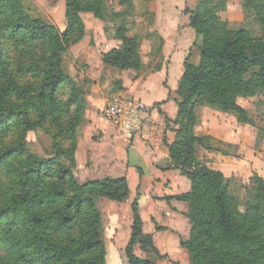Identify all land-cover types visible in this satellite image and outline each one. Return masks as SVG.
I'll return each mask as SVG.
<instances>
[{
  "label": "trees",
  "instance_id": "trees-1",
  "mask_svg": "<svg viewBox=\"0 0 264 264\" xmlns=\"http://www.w3.org/2000/svg\"><path fill=\"white\" fill-rule=\"evenodd\" d=\"M65 0L66 27L33 17L23 0H0V264H107L98 199L120 202L130 189L125 176L78 182L73 170L87 103L84 88L69 75L64 56L85 34L82 13L103 22L117 47L101 55L118 70L144 68L140 41L122 22L132 0ZM227 0H197L189 26L199 42L197 62H183L177 81L176 114L165 117L174 139L167 148V169L189 180V189L172 196L188 204L189 235L179 245L188 264H264V179L254 173L244 187L246 203L230 179L197 157L199 148L214 150L212 137L195 131L196 108L206 106L253 124L239 97L264 98V1L241 0L246 27L230 30L219 12ZM150 72L161 69L163 38L153 34ZM119 90L122 82L114 83ZM158 104V103H157ZM173 127V128H172ZM48 134L51 153L42 157L25 142L28 131ZM124 253L126 264H155L137 256L134 246L160 256L152 235L144 233L138 199Z\"/></svg>",
  "mask_w": 264,
  "mask_h": 264
},
{
  "label": "rangeland",
  "instance_id": "rangeland-1",
  "mask_svg": "<svg viewBox=\"0 0 264 264\" xmlns=\"http://www.w3.org/2000/svg\"><path fill=\"white\" fill-rule=\"evenodd\" d=\"M196 1L132 0L125 7L128 15L122 22L129 28V35H135L140 41L144 63L141 71L118 70L102 63V53L117 47L120 41L106 36L103 22L92 13L81 14L85 34L79 42L70 46L64 56L65 67L69 75L84 88L87 103L85 122L80 127V136L77 139L76 166L73 175L80 183L95 178L126 176L130 188L128 198L123 201L97 200L96 206L102 213L103 240L108 264L127 263L124 248L130 235L132 220L130 204L133 199L137 195L148 194L149 191L158 194L161 188L179 192L182 187H187L186 183H189V180L178 173L181 182L171 180L169 186L167 184L152 185L149 180L150 168L131 149L127 138L117 136L114 122L103 116L100 113L101 109L118 97H125L141 104L144 113H148L152 107L159 110L165 109L166 102L169 107L175 105L178 99L176 83L182 73L185 58L188 57L191 62L198 60L195 42H199L200 37L197 38L194 30L189 26V10L193 9ZM106 3L115 12L122 9L116 0H106ZM23 4L33 17L55 25L60 31L65 29V0H23ZM219 16L230 30L246 27L241 0H227L226 7L219 12ZM155 33L164 41L163 59L161 69L150 72L149 54ZM254 34L264 36V32L259 27H255ZM117 80L122 82L123 89L119 90L114 86ZM136 95L149 105L136 100ZM239 98L238 104L247 110L249 117L253 120L252 125L238 123L232 114L198 106L201 119H206L209 127L224 126L230 129L227 131L228 138L234 137L233 126L235 127L237 123L246 129L244 131L235 129V135L240 137V143L217 139L209 135L212 137L211 145L214 150L199 148L197 157L208 167L221 171L230 179L240 199L239 206L243 209L246 203L244 187L249 186L250 177L256 173L264 179V167L256 159L260 157L264 161V98L261 96ZM175 110V108L170 109L169 113L174 114ZM93 118H96L94 124H92ZM201 119L195 131L199 135H205ZM99 128L104 130L103 134ZM25 142L31 152L42 157H48L51 153L50 137L43 131L37 129L28 131ZM162 163L165 164V161ZM138 168L142 171L141 174ZM174 171L177 173L178 170L174 169ZM138 182L140 185H137ZM174 186L175 189H173ZM185 191L187 190L184 189L182 192ZM163 200L166 201L154 202V208H152L143 196L138 199L143 231L152 235V239L155 240L153 244L160 256L151 249L141 250L139 245L134 246V253L154 260L155 264H188V253L179 245L180 241L189 235L190 223L186 216L187 212L183 213L178 209L177 214L170 215L169 211L172 208L170 207L169 211L165 210L170 199L163 198ZM112 215L116 217L115 226L118 227L115 234L110 227ZM170 232H174V235L169 234ZM111 252L116 255L114 259L109 257Z\"/></svg>",
  "mask_w": 264,
  "mask_h": 264
},
{
  "label": "crops",
  "instance_id": "crops-1",
  "mask_svg": "<svg viewBox=\"0 0 264 264\" xmlns=\"http://www.w3.org/2000/svg\"><path fill=\"white\" fill-rule=\"evenodd\" d=\"M144 88H146V86ZM167 98L168 97H166V99ZM135 99L140 101L141 103L149 105L144 100H142L139 95H136ZM239 99L240 98H238V100ZM162 100H165V99H162ZM238 100H237V102H238ZM155 102H157V101H155ZM153 103L151 105H153ZM175 106H176V103H175V105H173V107H169L168 102H166L165 103V109L162 108V110L161 109L159 110V109H156L154 107L150 108L149 109L150 111H148V113H145L144 122H145L146 126L139 133L134 135L131 138V140L127 139V141L130 144L131 149L134 152H136L138 154L139 158H141L143 161H145V164L150 168L151 173H150L149 180H150L152 185H154V184L155 185L167 184L169 186L171 184L170 183L171 180H176V181L181 180V178H179V176H178L180 174L178 171L176 173L174 171V169H167L166 168L167 160H168V152H167V148L163 145L164 135L166 136L168 142H171L174 139V132L172 130L166 128V124L164 122V117L166 116L168 118H173L176 114V110H175L174 114H170L169 110L174 109V108L176 109L177 106L176 107ZM197 108H196L197 123L195 125V129L197 128V126L199 124V120L202 117L201 114H199L200 112L198 111ZM160 111L163 112V114H160L161 113ZM202 112H204V114H205L204 109H202ZM95 122H96V118H93L92 124H94ZM201 122L203 123L202 125H203V130H204L205 134L211 135L212 137L217 138V139H225L226 141H229V142L232 141L233 143H240V137H237L238 135H235V129H238L241 131H244L246 129V128L242 127L241 124L237 123V125H235V127L233 126V128H235L234 131H232V133L234 134V137L228 138L227 137V134H228L227 131L230 129L224 128V126H219V128L218 127L217 128L209 127V123L207 122L206 119H204V120L201 119ZM113 124H114L115 130L117 132V136L123 138V135H121V133L119 132V128L117 127V125L115 123H113ZM99 130L101 131L102 134L104 133L103 129L99 128ZM256 159L261 163L260 165L262 167H264V161L261 160L260 157H257ZM163 161H165V164L162 163ZM207 164L209 165L210 163H207ZM137 167H139V166H137ZM139 168H138V172L141 174L142 171ZM136 170H137V168H136ZM95 179H99V178H95ZM183 182L186 183L185 181H183ZM186 184H187V187L180 186V187H182L181 188L182 190H180L179 192L177 190H175V191L174 190H167V189L164 190L163 188H161L162 190H160V193H158V194L149 191L148 194H144V195H140V196L137 195V199H139V197L143 196L146 199V203L150 204V206L152 208H154V205H153V204H155L154 202L166 201V200H163V197L172 196L175 194L182 193V191L184 189L188 190L189 183H186ZM137 185H140V182H138ZM176 187H177V185H176ZM152 189H153V187H152ZM173 189H175V186L173 187ZM169 203H168L169 205L168 204L166 205L165 210L169 211L170 207H171L172 210L169 211L170 215L177 214L178 209L180 212H183V213L187 212V209H188L187 203L182 202V201L173 200V199H170ZM110 221H111V226H110L111 230H113V234H115L116 230H118L117 225L115 226L116 217L114 215H112ZM169 234L174 235V232H170ZM153 242L155 244L154 239H153ZM115 256L116 255L114 254V252H111V254L109 255V257L112 259H114Z\"/></svg>",
  "mask_w": 264,
  "mask_h": 264
},
{
  "label": "built area",
  "instance_id": "built-area-1",
  "mask_svg": "<svg viewBox=\"0 0 264 264\" xmlns=\"http://www.w3.org/2000/svg\"><path fill=\"white\" fill-rule=\"evenodd\" d=\"M100 113L114 122L121 135L127 139L132 138L146 126L143 106L125 97L108 102Z\"/></svg>",
  "mask_w": 264,
  "mask_h": 264
}]
</instances>
